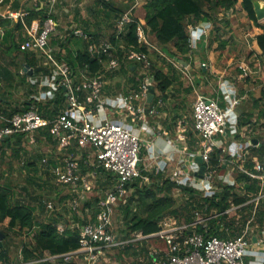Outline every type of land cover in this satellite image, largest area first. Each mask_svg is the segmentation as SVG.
Wrapping results in <instances>:
<instances>
[{
  "label": "trees",
  "instance_id": "obj_1",
  "mask_svg": "<svg viewBox=\"0 0 264 264\" xmlns=\"http://www.w3.org/2000/svg\"><path fill=\"white\" fill-rule=\"evenodd\" d=\"M46 1L35 0L33 5H25L22 4L21 0H0V5L8 6L14 12L25 13L23 17L15 22L13 18L0 15V26L5 29V37L0 41L1 56H9L12 58V63H14V59L20 60L23 70V72H14L9 68L10 66L3 63L0 64V80L2 82L0 88V113L8 118L35 107L40 114L53 119L62 110L68 108L67 91L63 86L56 92L55 97L46 100L37 99L40 93L39 82L34 83L30 80L31 75L28 74L29 70H25V66L29 65L33 69L32 75L51 74L52 66L46 63L42 55L34 51L21 49L20 43L25 39L24 34L20 40H17L16 31H25L26 26H30L34 20H39L41 25L44 24L49 16V8L44 4ZM255 1L146 0L144 4L146 11L145 23L142 24L141 19L135 14L137 0H121L119 2L116 0H97L99 11L103 13L104 20L113 27V32L109 35L106 42H110L116 47V50L113 51L114 55L118 56L121 61L120 68L113 71L114 73L111 71L107 72L105 78L108 76L113 77L115 73L118 75H126L128 73L127 83L132 84L130 88L134 91L140 89L146 73L139 74L140 65L127 61V57L132 50L145 52L151 58L152 51H150L149 45L139 40L140 27L144 29L151 44H154V40L163 47L173 43L179 53L186 55L190 51L189 26L212 22L219 11H234L238 3H241L249 20L261 30L256 35V40L262 54H264V22H260L258 18ZM127 12H131L133 20L127 23L120 32L115 26V20ZM53 16L57 21V15L53 14ZM13 23V27L10 28L9 26ZM86 24L83 30L89 35L88 39L71 34L67 35L65 39L52 38L50 44L54 47L59 45V48L65 49V52L58 50L55 54L59 59L66 60L74 72L80 74V72L85 71L95 75L105 72V65L112 56L109 54H91L90 45L103 43L102 39L105 34L100 26L96 30L91 31L89 30V22H86ZM75 38L80 39L76 42ZM73 42L76 45L70 49L69 46ZM171 67L172 69L165 71L151 59L150 71L156 83L155 87L162 94L167 93L180 79L175 73L172 64ZM22 85L27 87L26 99L17 102L14 99L13 90L22 87ZM118 85H121L120 82ZM130 88L126 89L125 93H130ZM84 97L85 94L82 93V98ZM254 104L255 107H259L258 119L262 120L261 125L264 127V95L255 99ZM254 117V111L242 112L240 126L251 124ZM33 136L35 141L51 143L62 152V157L49 161V164L53 165L52 173L50 169L47 170L49 175L57 179L54 169L60 163H63L66 157L76 160L80 158L79 164L83 169V173H94V177L99 184L97 188L100 194L97 193L92 199H85V204L74 210L73 219L79 223L78 227L73 228L71 221L68 220L66 223L64 222L66 227L61 232L58 228L61 216H55L49 222L40 220L36 213L38 206L29 204L25 199L17 197L14 183L0 182V223L8 220L7 228L9 230L18 229V233L33 232L32 242L24 243L22 248L25 261L40 259L46 252L52 255H61L77 250L80 246L81 227L89 222L87 209L92 210L91 217L92 220H95L99 210V201L105 196L106 191L109 188H113L116 183L115 175L93 164L86 150L79 149L76 143L61 147L60 141L50 133V127L37 130ZM188 136L190 144L195 145L197 139L191 127L188 131ZM30 139L29 134L22 133L5 138L0 141V155L4 156L9 150H12L15 157L20 158L23 151V143L25 141L30 142ZM252 152V155L246 160L245 167L253 171L256 159L264 162V140L262 145L255 146ZM222 155V151L217 148L212 154V163L219 171L225 170V165L219 161ZM227 158L229 160L230 156H227ZM26 167L34 171L28 177L30 184H37L40 188H43V185L49 183V181L41 182L42 177L37 176L39 168L36 161L27 162ZM144 173L149 174L152 177V181L147 183L141 177L131 181L128 184V187L132 188L128 201L118 207L126 225L122 230L124 239L130 238L133 233L138 231H142L145 234L158 232L162 229L163 221L168 217L176 218L179 223L193 222L198 218V212L207 219L204 223H200L196 230L206 236L217 235L221 238L238 236L251 219H253L251 225H258L257 229L259 230L264 228V199L258 205L252 201L264 187L261 180L253 178L246 172L237 170L231 184L219 182L220 189L211 197L203 196L202 192L196 188L179 186L162 173L155 174L147 171ZM3 175L4 172L0 169V178ZM82 181H78V188L81 187ZM66 185L72 187V190L76 192V186L71 183ZM24 190L29 191L26 186H24ZM31 197L39 200V207L43 210H49V202H53L52 200L45 202L38 196ZM134 205H136L135 208ZM235 205H241L237 214L229 215L226 213L229 208ZM80 212H82L81 216L79 215ZM238 214L241 217L238 218ZM2 233L5 236L8 235L5 230L0 229V236ZM153 244L157 245V247L165 246L164 240L150 238L139 242H130L114 248L113 251L116 252L115 258L120 264H156L155 258L160 259V255L155 256L152 252L151 246ZM0 263L11 264L10 253L4 240L2 245L0 242ZM39 264L82 263L75 260L66 262L63 258H60L57 263L42 261Z\"/></svg>",
  "mask_w": 264,
  "mask_h": 264
},
{
  "label": "built area",
  "instance_id": "obj_2",
  "mask_svg": "<svg viewBox=\"0 0 264 264\" xmlns=\"http://www.w3.org/2000/svg\"><path fill=\"white\" fill-rule=\"evenodd\" d=\"M59 1L47 0L44 3L49 8L48 18L43 25L39 20H34L30 26H26L27 35L20 44L22 50L34 51L42 55L53 69L51 74L30 76L32 82H39L40 93L37 99H51L63 86L67 91L68 108L62 110L53 119L43 116L35 107L24 113H17L11 118L0 113V141L21 133L29 134L35 141L33 135L37 130L50 127V133L60 141L61 147L76 143L79 149L86 150L93 164L113 173L116 183L99 201L96 219L92 220L89 214V222L81 227L80 246L77 250L26 263H40L48 259L57 261L63 258L66 262L75 260L82 264H102L103 261H109L108 254L116 247L130 242L160 238L164 240L165 246L152 249L155 256L160 255V259L155 258L156 264H264V257L250 258L254 256L251 249L255 241L254 227L258 228L256 224L251 225L253 219L248 221L241 234L231 238H221L217 235L206 236L198 232L197 226L207 219L199 212L198 218L190 223H179L176 218L168 217L163 221L162 229L155 233L145 234L138 231L130 238L124 239L122 233L116 230L113 215L121 204L128 201L132 191L128 184L139 177L147 183L152 181V177L145 174V171L155 174L163 173L179 186L200 190L205 197H211L218 192L219 182L226 184L233 182L236 172L230 171L231 158L228 160L227 156H236V152L230 144L227 145V140L230 136L232 139L235 138L240 132L239 116L234 112L240 100L237 98V89L227 80L220 85L223 97L229 103L227 107H223L218 99L202 93L198 94L193 104L192 118V129L197 139L195 147L191 148L188 143L190 138L185 127L187 122L182 120L175 138L170 137L169 133L164 134L170 148L164 152L153 153L149 158L144 159L141 151L146 141L145 134L155 133L151 117L157 113V106L162 104L161 99L157 101V104L153 103L155 98L147 103L149 87L154 83V77L150 71V55L132 50L127 57V61L141 64L145 70L146 77L139 90L127 95L107 96L104 92L107 83L105 72L115 71L121 66L119 57L113 52L116 47L110 42H103L100 45L91 44L89 47L92 55L112 56L105 65V72L95 75L85 71L80 74L74 72L66 60L57 57L50 44L58 26L53 14H56ZM24 15V12H10L8 16L3 14V17L21 18ZM132 20L131 12H127L116 20L115 26L121 32ZM206 24L211 22L189 26L190 46L193 47L194 40L202 35L208 36L211 30L206 27ZM66 31L69 32L68 35L89 38V35L78 27L71 30L66 28ZM139 40L148 44L151 51L153 44L150 43L142 27L139 29ZM203 66H206V63H203ZM239 67L242 70L241 77H250L256 73L247 62L240 64ZM1 86L0 80V88ZM82 93L85 94L84 98ZM109 112L116 117L110 118ZM216 148L223 153L219 160L226 165L223 171H219L212 163V154ZM198 155L202 156L206 164L203 176L199 174L201 164L196 161ZM162 158L165 161L161 164L159 161ZM171 161H175V167L170 169ZM239 169L261 180L264 187V162L256 159L253 171L245 166ZM54 172L57 180L64 184L71 183L77 187L78 181H85L79 174V162L71 157H66L63 163L55 167ZM91 174L94 176L93 172ZM83 186L84 189H91L85 182ZM262 199H264V189L252 201L258 205ZM49 208H54L53 202H49ZM74 208L76 209L77 206ZM239 208L241 205L232 206L226 213L233 215ZM260 233L262 237L256 238L258 244L264 243V229Z\"/></svg>",
  "mask_w": 264,
  "mask_h": 264
},
{
  "label": "rangeland",
  "instance_id": "obj_3",
  "mask_svg": "<svg viewBox=\"0 0 264 264\" xmlns=\"http://www.w3.org/2000/svg\"><path fill=\"white\" fill-rule=\"evenodd\" d=\"M21 1H26L27 4H30V2H35V0ZM116 1L119 2L121 0ZM145 3L146 0H137L135 7V14L141 19L142 24L145 23ZM0 11H2L7 16L10 12L16 13L12 11L8 6L0 8ZM56 15L58 26L52 35V38L55 39L66 38L69 33L68 31H66V27L69 28V30L76 27L84 29L87 25L86 22H89V30L91 31L96 30L100 26L105 34L102 39L104 42L108 40L109 35L113 32V27L109 25V22H106L104 20L103 13L99 11L97 0H60L59 4H57L56 6ZM11 18H13L15 21L19 19V17ZM260 22H264V18L261 19ZM206 27L211 30L208 36H206L207 40H203L200 42L199 49L191 51L192 58H190L189 56V60H191L192 62L190 72L192 74L200 75L201 80H203V83L200 85H197L195 83L198 87V90H202L207 94H210L211 96V94H214L217 90H219V86L223 81H225L226 79H230V77L236 75L239 76L241 74L242 70L239 67L240 64L245 61L248 62L250 61V59H255L256 57L260 56H256V51L253 47L255 34L257 32H260V29L249 20L246 12L242 8L241 3L237 4L234 11H219L216 15L215 20H213L211 24H206ZM16 34L17 40H20L21 36H23V34L25 35L26 32L16 31ZM79 39L80 38H75V41L77 42ZM153 42V47H151V59L165 71L172 69V63L169 62H171L170 60H173L175 56H179L180 58L184 57L183 54L177 51L173 43H170L163 47L156 40H154ZM52 48L55 50V52H57L58 50H63L62 48H59V45H56L55 47L52 46ZM191 49L193 50V48ZM204 50L205 52L207 51V55L206 53H202L204 52ZM165 54L167 55L166 57L163 56ZM210 54L212 56L211 59L208 58V55ZM260 59L262 61L264 60L262 57H260ZM14 60V63H12V58H10L9 56H1L0 49V64L3 63L10 66L9 68L14 72H23L20 60ZM201 63L202 67L207 72V74H205V77H203L204 73L200 68ZM203 63H206L207 66H203ZM139 65V74H143L145 70L142 68L141 64ZM213 67L217 69V71H213ZM174 69H176V71L181 70L179 67H174ZM262 73H264V69L260 72L261 76L263 75ZM179 74L182 73L179 72ZM122 78L118 76L110 78V76H108L107 79L110 83V89L117 92L125 91L128 88V83L124 77ZM192 79L193 76L189 77L182 74L180 82H177L172 87V90L174 91L170 92L172 100L168 101L167 103L168 108L172 111V113H174L173 110L177 108L179 114H188L190 119L192 114V106L194 101L196 100V92L194 91V89L190 90V88L192 87L190 86V84H192ZM243 81V79L237 80V84L240 88L242 87ZM119 82L121 84L120 86L118 85ZM258 88L259 87L257 86V89ZM259 91L260 89L258 91H255L257 95L259 94ZM26 92L27 87L24 85H22V87L18 89H14V99L17 102L25 100ZM212 97L218 99L220 103H222L221 97L222 99H224L223 96L218 98L217 95H212ZM164 98L168 100L169 96L167 95ZM157 101L154 103L157 104ZM261 131V134L264 135V131L262 129ZM30 140V142L25 141V143H23V151L21 153L22 155H20V158H16L12 150H9L8 153L4 156L0 155V169L4 172V175L0 178V182L14 183L17 197L25 199V201L29 204H36L38 206L36 213L38 214L40 220L49 222L51 218L55 216H61V222L59 223L58 227L60 231L65 229V223L68 220L71 221L72 227L76 228L78 222H75L73 219L75 214L74 207H81L85 204V199L89 200L92 199L97 193L100 194V191H98L99 189L97 188L99 184L91 173H83V169L79 164L80 176L85 181H82L81 187H75V190L77 191L74 192L72 190V187L59 182L57 179L47 173V170L49 169L52 173L53 169V165H50L49 161L55 158L59 159L60 157H62L61 150H58L57 147H54L51 143L37 142L33 141L32 139ZM144 150L145 148L142 149L141 154L144 153ZM79 160L80 158L77 159L78 162ZM30 161L37 162V166L39 168L37 176L42 177L41 182L49 181V183H46L47 185H43V188H40L37 184H30L28 181V177L34 172L26 167V163ZM84 182L90 186V190L86 187V189H84ZM24 186L28 187L29 191L24 190ZM31 196H38L45 202L48 200H52L54 208H49V210L41 209L39 207V200L33 199ZM135 207L136 205H134V208ZM86 212L92 214L91 209H87ZM79 215L81 216L82 212H80ZM113 219L116 230L122 233V230L126 227V225L124 223V219L122 218L120 209L117 208L115 210ZM7 223L8 220L0 223V229L5 230L8 234L7 236L4 235L3 239H5V244L10 253L11 264L26 263L27 261H25V259L23 258L22 248L24 246V243L32 242L33 232L18 233V229L9 230L7 228ZM151 248L154 250L155 248L159 249L160 247H157V245L153 244ZM115 254V251H110V254H108L109 261H103L102 264H120L115 258ZM50 255L52 254L46 252L42 258H49ZM47 261L52 263L58 262V260L54 261L50 259H48ZM128 261L130 262L129 259Z\"/></svg>",
  "mask_w": 264,
  "mask_h": 264
},
{
  "label": "crops",
  "instance_id": "obj_4",
  "mask_svg": "<svg viewBox=\"0 0 264 264\" xmlns=\"http://www.w3.org/2000/svg\"><path fill=\"white\" fill-rule=\"evenodd\" d=\"M22 4L33 5L34 3L30 2V4H27L26 1H22ZM2 7H4V6L0 5V8H2ZM3 14L4 13L2 11H0V15L3 16ZM14 22H15V20H14ZM13 25H14V23L9 27L12 28ZM25 32H26V34L24 36L27 35V30H25ZM260 32H261V30H260ZM260 32H257L255 34V37L253 40V44H254L253 47L256 51V56H258V55H260V56H258V57L255 56L256 57L255 59H250V61L247 62L256 71V73H254L250 77H241V74H240L239 76H237V75L233 76L234 78L230 77V79H226L227 81H230V85H232L233 87H235L237 89V92H238L237 98L240 100L239 104L236 106V110L234 111L236 113V115L239 116V131L240 132H239V134H237V136L235 138L232 139V137L230 136V139L227 140V145L230 144V146H232V148L236 152V156H230V158H231L230 159V171L235 170V172H237V170H240L239 168L241 166H245L247 158L249 156H251L253 153L252 149L255 146H261L262 141L264 140V135L261 134V132H262L261 129L264 131V127L261 125L262 120L258 119L259 107L254 106L255 105L254 100L258 99L264 95V73H262L263 74L262 76L260 75V72L264 69V60L262 61L260 59V57H262L264 59V54H262V51L259 48V46L257 44V40H256V35ZM4 33H5V29L0 26V41L3 40V38L5 37ZM203 40L204 41L207 40L206 35H202L200 38L194 40L193 47L190 46L189 53L184 55L183 58H180L179 56H175V58L173 60L169 59L171 61L169 63H172L173 67H177V68L179 67L181 69L180 71H176V69H174L175 73L180 77V79H181L182 74L187 75L189 77L193 76L192 84H190V86H192V87L190 88V90L194 89V91L196 92V98H197L198 94H200V93L205 94L209 97H212V95H217L218 98H220L221 96H223V94L220 90V86H219V90H217L214 94H211V96H210V94H207L206 92H204L202 90H198L197 85H200L203 83V80H201V78H200L201 76L198 74L197 75L192 74L190 72L192 62H191V60H189V56H190V58H192L191 51L199 49V44ZM75 45H76L75 42L71 43V45L69 46L70 49H72ZM191 48H193V50ZM62 49L63 50H61V51L65 52V49L64 48H62ZM202 53H206V55L208 54L207 51L205 52V50ZM163 56L166 57L167 55L165 54ZM211 57H212L211 54L208 55L209 59H211ZM206 66H207V64H206ZM200 68H201V71L204 73L203 77H205L206 76L205 74H207V72L202 67V63L200 65ZM185 69H187V70H185ZM213 71H217V69L214 68ZM111 72L114 73L113 71H111ZM179 72L182 74H179ZM105 73H107V72H105ZM116 76L121 77V78L124 77L125 80H127L129 77V74L127 73L126 75H123V74L118 75L117 73H115L114 76L113 77L111 76V77L114 78ZM107 78H105L107 83H106L105 88H104V92L107 96H117V95L130 94V93H125V91H118L117 92L115 90H111L110 86H109L110 83H109ZM180 79L178 82H180ZM242 79L244 81H243L242 87L240 88L239 85L237 84L238 83L237 80H242ZM131 85L132 84H130V85L128 84V88H130ZM153 85L154 86L156 85L155 81H154ZM257 86L259 87L258 89H257ZM172 87L165 94H162L160 91H158L156 89V96H155L153 103L156 102L157 100L161 99L162 104L161 105L159 104L157 106V113L151 117V124L153 127H155V133L145 134V140L146 141L143 145L145 150H144V153L142 154V157L144 159L149 158V156H151L153 153L164 152L165 150H168L170 148L169 143H167V141H166V137H164V134H165V132L169 133L170 137L175 138V136H177V134H178V130H179V126H180L179 124L182 120H185L187 122L185 124V127L187 128V134H188L190 127L192 128L193 106H192L191 119L189 118L188 114H179L177 111V108H175L173 110L174 113H172V111L168 108L167 103H168V101L172 100L170 92L174 91V90H172ZM259 89H260V91H259V94L257 95V93L255 91H258ZM129 91L132 92L134 90L130 88ZM167 95L169 96L168 100H166L164 98ZM221 100H222V103H224V105H222V103H221V105L223 107H227L229 105L227 100L222 99V97H221ZM147 103H150V102L148 101ZM230 104H231V102H230ZM248 111H254L255 117L253 118V121L251 124L244 125L241 127L240 126L241 113L242 112H248ZM108 116L110 118L116 117L111 112H109ZM176 116H178V117L175 118ZM254 139H258L259 142L255 143ZM188 143L191 146V148L195 147L194 145L190 144V139L188 140ZM242 146H244V147L242 148ZM245 147L247 148L246 150L244 149ZM164 161L165 160L162 158V160L159 162L162 164ZM169 167H170V169L174 168L175 167V161L169 162ZM225 168H226V165H225ZM152 171H154V169ZM237 216H238V218L241 217L240 214H238ZM254 229H255V231H254L255 241H254V244L251 246V249L253 250L252 252L254 253V256H251L250 258H257V257L261 258V257H264V243H262V244L256 243V238L262 237V233H260V232L264 228L262 230H259V229H256V226H255ZM3 238H4V234L2 235V239H0L1 245H2L3 240L5 242V239H3Z\"/></svg>",
  "mask_w": 264,
  "mask_h": 264
},
{
  "label": "water",
  "instance_id": "obj_5",
  "mask_svg": "<svg viewBox=\"0 0 264 264\" xmlns=\"http://www.w3.org/2000/svg\"><path fill=\"white\" fill-rule=\"evenodd\" d=\"M255 8H256V11H257V15H258V18L259 20L263 19L264 18V1H260V0H256L255 1ZM25 70L28 71L29 70V75H32L33 74V69H31L29 67V65H26L25 66ZM155 95H156V88L154 85H151L149 87V94H148V101L149 102H152L153 99L155 98ZM254 142L255 143H258V139H254ZM196 161L201 164V168H200V171H199V174L201 176H203V174L205 173L206 171V164H204L203 162V159H202V156L201 155H198L196 157ZM2 235L0 236V239H2Z\"/></svg>",
  "mask_w": 264,
  "mask_h": 264
}]
</instances>
